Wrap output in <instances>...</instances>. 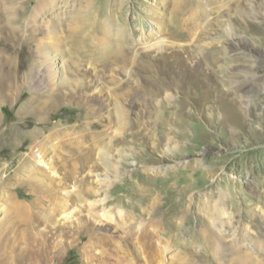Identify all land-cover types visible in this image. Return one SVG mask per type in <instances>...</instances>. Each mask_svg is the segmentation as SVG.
Listing matches in <instances>:
<instances>
[{"label":"bare ground","instance_id":"6f19581e","mask_svg":"<svg viewBox=\"0 0 264 264\" xmlns=\"http://www.w3.org/2000/svg\"><path fill=\"white\" fill-rule=\"evenodd\" d=\"M167 1L149 2L150 13L145 16L151 23V28L147 29L141 41H136V44L133 43L132 33L137 30L126 26V17L118 18L114 13L121 7L123 0H97L92 13L80 14L81 17L68 16L69 23L78 18L77 27L82 33L85 32L80 35L78 33L71 46L97 62L87 65L93 67L100 79L106 77L107 81L117 85L110 87L106 84L104 88L97 86L93 90L91 99L100 100L103 105L100 110L104 112H99V108H91L88 112L95 115L92 117L83 108L73 109V114H61L63 118L59 117L61 121L58 124L52 118L59 116L55 108L59 106L60 100L72 101L76 94L83 92V86H80L82 63L72 61L70 67L66 62V53L56 54L60 48L55 41L58 37L54 38V34L58 29L57 23L62 20L58 11L54 12L55 9L59 10L58 0H0V31L5 33L1 39V48L9 51L12 43L18 40L37 46L40 42V27L37 23L39 18L38 22L44 27L46 41L42 40L38 48L46 50V56L55 54L57 58V62L55 60L43 65L45 76H36V69L22 77L21 72L26 64L15 65L10 55L0 48V97L7 94L10 109L18 108L19 111L16 116H12L13 122L7 127L4 137L11 144L10 156L19 150H26L23 155L18 153L17 159L13 160L14 163L16 161L12 164L13 169L9 168L8 175L0 180L1 186L14 189L8 192L0 190V195L5 198L8 206L0 205V210H7L8 225L13 235L41 231L46 238L57 239L54 237L56 234H49L52 231L49 229L56 232L71 223L77 228V235L72 233V238L78 244L83 241L84 245L101 244L103 233H95L96 228L74 220L75 212L80 215V211L87 209L89 214H95L98 229L112 225L113 229L121 232L118 234L120 238L114 241V246L117 252L126 255L129 264H134L131 254L137 259L142 257L145 264H264V239L260 238V234L264 232V219H253L258 226V236L250 232L248 225L237 226L234 217L240 219V215H232L233 212H227L221 204L225 194L219 193L214 204L208 201L204 203L203 212L206 218L197 229H193L196 223L190 224L189 215L185 212L179 215V224L173 223V230L166 231L160 220H156L153 215L146 222L140 223L129 212L122 213L120 209L113 212L107 207L108 186L112 181L121 178L119 160L129 156L117 148L116 143L120 141L124 147H129V142L133 140L125 141V138L131 133V128L136 127L153 150L159 149V142L152 139V133L157 126L162 125L173 130L175 124L186 126L192 117L185 106L196 100L190 94L197 89L194 79L199 75L204 61H192L186 47L178 51L166 50L162 59H159L153 55L157 43H150L152 36L157 33L160 34L159 38L167 37L160 19V11ZM233 1L240 0H176L175 9L176 13L187 15L186 18L191 19L201 11L210 15L221 12ZM253 2V15L264 22V16L259 10L262 0ZM22 4H33L29 12L32 20L30 23L24 19L26 14ZM142 14L141 12L138 17L134 15V20L141 22ZM183 19L182 16L180 23L172 28L171 34L178 37L187 34V28L182 26ZM226 31L227 44L223 48L228 57L241 54L252 60L259 58L258 50L247 40L242 37L235 38L230 33L231 29ZM8 36L11 37V42ZM164 41L167 43L163 42V48L170 49L173 41ZM136 46L138 49L134 52ZM211 47L215 52L220 48L217 45ZM215 56L216 54L212 55L211 61L210 57L206 58L209 63V71L206 73L208 83L212 82V68L218 62V57ZM254 70L251 66H246L240 71L249 77L256 72ZM145 83L149 86V93L141 91L140 84ZM175 89L180 95L178 104L171 100L169 94ZM27 90L31 96L25 97ZM162 90L165 91L162 93ZM49 91L50 94H47ZM127 99L141 104L140 112L146 116L147 121L137 120L131 124L128 110L124 107ZM248 101L249 99L243 103L248 106ZM71 120L74 121L72 125L68 124ZM232 120L236 121L237 118L233 117ZM53 134L61 138V146L59 154L56 151L49 156L47 142ZM0 139L3 137L0 136ZM172 146L169 143L168 147L162 148L163 152L174 151L175 147ZM157 170L158 168L153 171ZM91 173L94 176L90 179L87 175ZM18 187L21 190L17 191ZM91 197L97 199L92 200ZM178 213L172 212L171 216ZM59 217L62 221L58 220ZM135 221H138L139 227L135 226ZM19 227L22 231L18 230ZM174 230L177 233L170 235ZM65 231L67 236L71 235L68 229ZM66 238L64 241L68 242ZM156 242L158 246L154 247ZM54 243L57 240L52 243L53 246ZM186 244L193 248L192 252H184ZM201 250L204 252H200Z\"/></svg>","mask_w":264,"mask_h":264},{"label":"rangeland","instance_id":"374dc122","mask_svg":"<svg viewBox=\"0 0 264 264\" xmlns=\"http://www.w3.org/2000/svg\"><path fill=\"white\" fill-rule=\"evenodd\" d=\"M175 1L168 0L166 4L164 2L162 11H160L162 29L166 32L165 36L167 37L164 39L159 38L160 34L157 33L152 36L150 43H157L153 55H156L159 59H162L166 50L178 51L182 47H186L190 51L192 61H204V66L194 79L197 89L190 94L196 100L189 106H185L186 111L192 117L188 120L189 123L186 126L181 127L180 124H175L173 130H169L162 125L157 126L152 133V139L159 142L158 150H153L147 144L148 142L143 140L141 131L136 127L131 128V131H129L131 133L125 138V141L133 140V142H129V147H124L120 141L116 143L115 146L128 153L129 156L124 160H119L121 167L119 169L122 170L121 178L112 181L108 186L107 207L113 212H117L119 209L122 213L129 212L140 223L146 222L150 215H153L156 220H160L166 231L173 230L172 224L176 223L178 225L179 217L185 212L189 215L190 224L196 223L193 229H197L201 227L202 220L206 218L203 212L204 203L208 201L214 204L215 199L221 193L226 195L221 204L227 212H233L232 215L234 216L240 215V219L237 216L234 217L236 225H248L250 232L258 236V226L253 222V219H264V22L253 15V0L233 1L221 12L210 15L201 11L202 13L200 12L191 19L186 18L187 15L176 13ZM96 2L97 0H58L59 10L55 9L54 11L55 13L58 11L57 13L60 14L59 17L62 19V22L57 23L58 29L54 34V38H56L55 36L58 37L55 41H57V44L59 43L58 48H60L55 53H66L68 56L66 62L70 67L72 61L82 63L80 69L82 83H80V86H83L81 88L83 92L76 94L72 101L60 100L59 106L55 108L59 116L52 118V121L58 124L65 113H75L73 109L83 108L85 112H88V110L95 107L99 108V112H104L100 110L103 109L102 102L91 99L93 90L97 86L109 85L111 87L117 85V83L107 81L106 77L100 79L93 67L87 65L90 62L93 64H97V62L71 46L77 34L80 35L82 32L77 27L78 18L69 23L67 21L68 16L81 17L89 12L92 13ZM149 2L151 0H123L121 7L119 6L114 11L118 18L120 16L126 17L127 20L125 19V21L128 28L137 30V32L132 33L134 44H136V41H141L142 35H145L147 29L151 28V23L145 16L150 13L148 10ZM22 5L26 14L23 18L30 23L32 20L29 18V12L33 4ZM259 10L264 16V0H262ZM141 12L143 13L141 15L142 21L134 20V15L138 17ZM182 16L186 19L182 20V26L187 28V34L178 37L171 34V31L180 23ZM38 21L39 18L37 19L40 27L38 39L40 42L42 40L44 42L46 41L43 34L44 27ZM227 29H231L230 33L235 38L242 37L243 40H247L253 48L257 49L260 54L259 58L252 60L241 54L228 57L223 48L227 44ZM4 35L5 33L0 31V48L1 39ZM8 40L11 42V37L8 36ZM164 40L173 41L172 45L170 44V49L163 48V45L167 43ZM15 42L12 43V48L9 51L5 48H1V50L10 55L11 61L15 65L26 64L21 72L22 77L36 69H38L35 72L36 76H45L43 65L46 62L49 63L55 60L57 62L55 54L48 57L46 56L48 54L46 50L38 48L39 41L37 46L28 44L23 40ZM212 45L214 47L217 45L221 49L219 48L215 52V49L211 47ZM136 49H138L137 46L134 47V52ZM213 54L218 57V62L212 68V82L208 83L206 73L209 71L207 69L209 63L207 60L210 57L211 61ZM246 66H251L256 72L251 73L249 77L245 76L240 70ZM120 76L122 75L120 74ZM140 86L141 91L150 92L146 83L140 84ZM46 93L50 94V91ZM169 94H171V100L178 104L180 95L176 92V89L170 91ZM26 96H31L28 90ZM247 99H249L248 106L243 103ZM163 104L166 105V103ZM124 107L128 110L131 124H134L137 120L147 121L146 116L140 112L142 106L138 102L125 101ZM18 112V108L10 109L7 94L0 97V136L3 137V139H0V180L13 169L12 164L16 163L13 160L17 159V155H23L26 151L19 150L15 153L16 156H10L11 144L4 137L7 133V127L13 122L12 116H16ZM88 115L95 116L89 112ZM233 117H236L237 120L233 121ZM73 123L74 121L71 120L68 124L72 125ZM52 136L47 142L49 145L47 154L49 156L55 154L56 151L59 154L58 150L61 146L59 141L61 138L54 134ZM167 142L175 147L174 151L163 152L162 148L168 147L169 143ZM156 168L158 170L154 172L153 170H156ZM93 176L94 173L87 175L90 179ZM0 190L8 192L14 189H10L6 185H0ZM18 190H21V187H18ZM91 199L95 200L97 198L91 197ZM4 200L5 198L0 195L1 207L6 206V200ZM172 212L179 213L171 216ZM74 214V220L96 228L95 233L100 231L104 234L101 244L84 245V241L78 244L72 238V233L75 236L77 235V228L71 223H67L63 228L58 229L57 233L52 228L49 229L53 231V233L50 231L49 234H56L54 237L57 239H52L57 240L58 245L54 243V246L52 244L54 241L46 238L45 233H41V231L26 235L19 232L17 236L13 235L8 225L9 214L7 210L6 212L0 210V264L128 263L126 255L115 250L114 241L120 238L118 236L121 233L119 230L113 229L112 225L98 229L95 214H89L87 209L83 212L80 211V215H78V212ZM58 220L62 221L61 217ZM135 223V226H140L138 221H135ZM65 229L71 232L70 236H67ZM18 230L22 231L20 227ZM174 233H177V231H172L170 235ZM262 234H260V238L264 239V232ZM64 238L68 242H65ZM72 240L75 242H72ZM178 243L184 245V243ZM157 246V242L154 243V247ZM185 246L184 252H192L193 248L191 246L187 244ZM200 252L204 251L201 250ZM131 257L134 264H145L142 257L137 259L134 258L133 254H131Z\"/></svg>","mask_w":264,"mask_h":264}]
</instances>
